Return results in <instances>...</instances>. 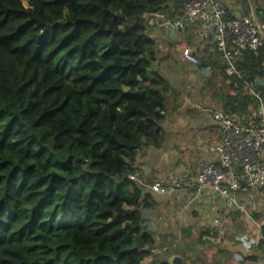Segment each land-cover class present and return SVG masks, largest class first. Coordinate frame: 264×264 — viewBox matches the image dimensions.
Returning a JSON list of instances; mask_svg holds the SVG:
<instances>
[{"label": "trees", "instance_id": "trees-1", "mask_svg": "<svg viewBox=\"0 0 264 264\" xmlns=\"http://www.w3.org/2000/svg\"><path fill=\"white\" fill-rule=\"evenodd\" d=\"M181 5L0 0V264H169L151 254L156 201L129 177L139 150L161 147L178 97L152 67L145 18L162 27ZM204 60L185 72L215 77ZM215 68V104L247 125V84L264 99V45L236 64L242 79Z\"/></svg>", "mask_w": 264, "mask_h": 264}, {"label": "built area", "instance_id": "built-area-1", "mask_svg": "<svg viewBox=\"0 0 264 264\" xmlns=\"http://www.w3.org/2000/svg\"><path fill=\"white\" fill-rule=\"evenodd\" d=\"M228 16L220 0H182L180 18L161 26L174 32L191 31L197 45H213L225 75L242 79L244 76L236 71V64L246 52L255 54L264 45V24L257 22L253 16ZM182 58L188 63L197 62L190 49L183 51ZM234 87L237 86L234 84ZM247 87L258 104L250 122L247 125L238 124L223 110L212 112L218 141L208 145L206 150L214 159L204 161L197 174L171 176L149 187L137 182L136 175L129 177L130 180L156 194L194 190L199 196L203 191H209L215 200H223L230 207L235 206L230 192L239 188L235 173L249 187L263 188L264 99L252 83H248Z\"/></svg>", "mask_w": 264, "mask_h": 264}, {"label": "crops", "instance_id": "crops-1", "mask_svg": "<svg viewBox=\"0 0 264 264\" xmlns=\"http://www.w3.org/2000/svg\"><path fill=\"white\" fill-rule=\"evenodd\" d=\"M220 1L223 3L224 7L228 11L229 17L234 18L239 15L237 13L238 9L232 6L228 1ZM150 23H152V21H150ZM153 24L155 26L157 25L158 28L163 29L165 31L166 36L171 41H175L176 39H178V32H174V34H171L172 30L160 27L157 22H154ZM182 36L184 37V40L187 41L185 50L190 49L196 59H205V62H207V60H210L209 65L215 71L216 75H220L219 71L216 70L215 66H221V61L218 57L216 58L213 46L208 43H205L202 46L198 47V45L194 44L195 41L191 32L184 33ZM209 78L212 79V77ZM262 81L264 85V80ZM178 109L181 111V113H184L183 110H186L185 113L187 115L186 119L184 120L182 115L177 116L180 119L178 128H175L173 132H171L170 126L173 122V119L170 123H167L165 121L162 125V130H164V133L166 132L167 135L170 134L178 140L176 141V143L172 144L173 147L178 150V152L176 153V151L167 149V152L165 153L170 159L172 156L175 157V160L173 162L168 163L167 170H170L177 166L183 171H186L183 163L184 161L182 159L177 158L178 155H181L187 156L189 158L190 172L188 173L197 174L199 172L202 162L213 158L207 152L206 147L218 141L217 129L212 118L210 117L211 115L207 117L204 114L205 110L203 111L202 109H199L198 113L196 114L195 111H192L193 106H181V103L176 107V111H174L175 114ZM197 118L201 120V122H198L199 126L196 122ZM195 126H197V128ZM158 159L159 161L163 162L161 156H159ZM137 160L138 159L136 158L133 167L138 170L140 163H138V165L136 166ZM183 171H181V173H176L171 176H175L177 174L182 175V173H186ZM235 175L238 178L237 182L239 188L237 191L230 192V194L235 199V206L232 207L228 206L223 200H215L213 198V194H211L209 191H205L204 195H199L197 197L193 193H188V191L183 193H188L190 194L189 196L187 194L183 196L180 195L179 197L176 194L181 193L176 192L174 194V197H172L174 198V202L170 200L171 197H166L165 201H156V207L158 209V212L162 214L166 212L171 216H176L175 219L173 218L172 223L177 226L176 228H178V234L182 236L183 239L184 237H190L194 234L196 235L202 229L210 228V230L212 229L210 235L213 236L214 234L217 239L221 240L219 248H213L212 250H210V252L205 254L204 261H206L207 263L205 262L204 264H264V249H260V247H258V242L260 240V229L264 227V187L251 188L245 182H243L244 180L238 173H235ZM183 201H185L186 203L190 202V204L196 201L195 203L191 204V206L193 205L194 208L192 212H197L201 214L204 210V213L200 216V219L197 218V214H193L195 220L186 219L185 213H182L180 206ZM244 202L247 203L249 207L247 205L246 206L249 208V210L252 211V213H250L251 215H248L247 212L245 214H242L240 212L239 207H243V209L246 210L245 205H242L244 204ZM170 211H176V213L172 214ZM177 221H179V225L177 224ZM214 221H216L218 225H213ZM162 238L163 236L157 239L160 240ZM209 241L213 242V238L209 239ZM173 256L180 258L181 263H183L185 259V257H183L182 255L173 254ZM173 256L170 257V260H172ZM163 261L166 262L168 261V259H164ZM149 262L151 263V261Z\"/></svg>", "mask_w": 264, "mask_h": 264}, {"label": "rangeland", "instance_id": "rangeland-1", "mask_svg": "<svg viewBox=\"0 0 264 264\" xmlns=\"http://www.w3.org/2000/svg\"><path fill=\"white\" fill-rule=\"evenodd\" d=\"M228 1L232 6H234L237 10V13L239 14L236 17H239L240 15L249 17L252 14L254 15V18L257 22L260 21L258 17V12L262 11L264 13V0H226ZM146 24L144 25L145 30L148 32V35L150 38H153L155 40V45L152 49V52L155 57V63L153 64V68H156L161 77L166 79L172 89L174 91H177L178 94L177 99L173 100L170 98L169 108L174 109L176 111V107L178 105L181 106L187 105L188 107L193 106V110L196 114L198 113L199 109H202L204 111V114L209 117L212 112L217 110H222L221 107H218L217 104H215V101H217L215 96L213 97V92L216 90L217 92L222 93L223 90L219 89V86H222V76L216 75L215 77H212L210 79L206 75H203V73L195 74V72H185L187 69H189L191 66L182 60V53L185 50L187 41L184 40V37L182 35L178 36V39L175 41H171L165 34V31L161 28H158L153 23L158 21V19L154 18L152 19V23H150L147 18ZM154 20V21H153ZM152 25H154L152 27ZM166 29V28H164ZM195 44V43H194ZM158 67V68H157ZM224 92L226 90L224 89ZM218 93V95L220 94ZM191 105V106H190ZM212 108V109H211ZM184 113H181V111L178 109L176 114L175 112L171 113L168 111L167 113V123H170L173 119V122L170 126L171 132L176 128H178V124L180 122V119L177 116L182 115L183 120L186 119V110H183ZM203 113V112H202ZM201 113V114H202ZM175 114V115H174ZM211 117V116H210ZM208 120V118H207ZM196 122H201L199 118L196 119ZM166 126V124H165ZM199 126V123H198ZM197 128V126H195ZM178 141L174 136H171L170 134L164 133L163 130V142L161 144V147L156 149H150V148H144L139 150L137 155V163L136 166L139 164V168L136 171L137 172V178L136 181L140 182L142 185H145L146 187L152 186L155 184V182H160L165 180L168 177H171V175L176 173H181L183 171L179 167H174L170 170H167L168 163L173 162L175 160V157H171V159L165 154L168 150L176 151L177 149L173 147L172 144L176 143ZM171 153V152H170ZM159 156L163 159L162 161H159ZM193 157V156H192ZM178 159H182L184 162V167L186 172L185 175L191 174L189 170V158L187 156H177ZM193 164V163H192ZM195 174V173H194ZM180 175V174H177ZM183 175V173H182ZM158 176V177H157ZM161 176V177H159ZM155 179H154V178ZM149 193L153 197L155 201H165L166 197L170 198L171 201L174 202V194L176 193L171 192L167 195L164 194H156L153 192H150L147 188L144 189V193ZM181 194H176L180 197V195H187L188 193H194V190H189L188 193H183L186 191H177ZM200 194V193H199ZM205 191H203L200 195H204ZM190 194H188L189 196ZM158 196V197H156ZM197 197V195H195ZM203 197V196H202ZM176 198V197H175ZM192 198V195H191ZM168 201V202H171ZM196 201L192 202L191 204L195 203ZM264 202V201H263ZM190 202L186 203L183 201L181 206L182 213H185V217L187 220L194 219L195 217L193 214H197V218L200 219V216L204 213V210L202 213L192 212L193 205L191 206ZM246 207V210L243 209V207L240 208V212L242 214H245L246 212L248 215L252 213L251 210H249V206L246 202L244 204ZM248 207H247V206ZM162 208V207H161ZM172 214L176 213V211H170ZM155 219H153L150 223V229L154 231L155 238V247H153L152 256L157 260L155 262H162L164 259H168V262L170 260V257L173 256V254L182 255L185 257L183 263L181 264H204L205 260V254L210 252V250L219 248V245L221 244V240L217 239L214 234L211 236L210 228L208 229H199L201 230L196 235H191L190 237H184L180 236L178 234V228L174 225L173 218L175 219L176 216H171L168 213H160L158 212V209H156L155 212ZM251 215V214H250ZM178 219V217H177ZM177 224L179 225V221H177ZM213 225H218L216 221L213 222ZM164 233V234H163ZM162 239L158 240L160 237ZM211 237V238H210ZM158 238V239H157ZM213 238V242H210L209 239ZM174 257V256H173ZM151 261V258L148 259ZM207 263V262H206ZM210 264V263H208Z\"/></svg>", "mask_w": 264, "mask_h": 264}, {"label": "water", "instance_id": "water-1", "mask_svg": "<svg viewBox=\"0 0 264 264\" xmlns=\"http://www.w3.org/2000/svg\"><path fill=\"white\" fill-rule=\"evenodd\" d=\"M171 34H174V31H171ZM148 76L150 75V71L147 72ZM257 84L259 86L263 85V81H258ZM169 264H181V259L177 257H173L172 260L169 261Z\"/></svg>", "mask_w": 264, "mask_h": 264}, {"label": "clouds", "instance_id": "clouds-1", "mask_svg": "<svg viewBox=\"0 0 264 264\" xmlns=\"http://www.w3.org/2000/svg\"><path fill=\"white\" fill-rule=\"evenodd\" d=\"M251 16H253V15H251ZM254 17V16H253ZM163 28H165V27H163ZM196 44V43H195ZM197 45V44H196ZM212 114V113H211ZM131 177V176H130ZM130 179V178H129ZM137 183V182H136ZM144 189H146V188H144ZM175 192H177V191H175Z\"/></svg>", "mask_w": 264, "mask_h": 264}]
</instances>
